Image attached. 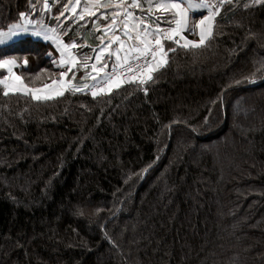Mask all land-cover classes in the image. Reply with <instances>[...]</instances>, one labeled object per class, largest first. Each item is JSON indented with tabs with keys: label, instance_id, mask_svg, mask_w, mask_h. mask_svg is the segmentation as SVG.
<instances>
[{
	"label": "trees",
	"instance_id": "16d2710c",
	"mask_svg": "<svg viewBox=\"0 0 264 264\" xmlns=\"http://www.w3.org/2000/svg\"><path fill=\"white\" fill-rule=\"evenodd\" d=\"M55 2L0 0V31L91 29ZM163 45L153 79L95 98L0 86V264H264V4L231 0L200 47ZM4 56L32 88L60 72L30 37Z\"/></svg>",
	"mask_w": 264,
	"mask_h": 264
},
{
	"label": "snow or ice",
	"instance_id": "6c2138e0",
	"mask_svg": "<svg viewBox=\"0 0 264 264\" xmlns=\"http://www.w3.org/2000/svg\"><path fill=\"white\" fill-rule=\"evenodd\" d=\"M76 3L79 4L80 0H76ZM97 6H101L99 4V0H94ZM225 3H231V0H218V3L213 4L210 0H158V2L154 5L157 10L161 12L171 11L175 18V27L162 28L161 20L162 17H157L156 29L157 31L153 33H149L147 28L143 29V32L147 35H151L154 37L152 41H148L147 39H142L141 43L144 44L143 49L136 48L135 51L139 53L135 59L139 61L142 56H144V68L147 71V80L153 79L151 73L156 71L159 67L164 64H167V53L175 51L174 48H164L163 40L168 39L173 41L179 46H182L186 49L188 48H198L205 43L206 37L212 35V30L214 27L215 17L220 12L221 7ZM253 3L256 4H264V0H253ZM132 7H140L141 5L138 3V0H132ZM44 7L47 9L49 7L48 0H44ZM149 10L153 8L152 0H148ZM206 10L207 14H204ZM75 11V8L72 9ZM85 11H88L86 8ZM197 13L199 16L197 18ZM91 14V12H89ZM25 14L20 13V16L23 17ZM63 15V12L60 13ZM127 16H132L131 12L127 13ZM80 19H83V15H80ZM193 21L192 29H188L189 20ZM115 14H113L112 23L115 24ZM144 21L141 20V23ZM59 27V25H58ZM127 27V24H125ZM199 29V39L191 40L188 39L187 36H184L182 33L185 30L194 31V29ZM29 29L22 25L9 26L8 32L0 31V45L4 44L6 39H10L12 36L19 35L21 33L28 32ZM52 31H55L54 29ZM33 35L42 36L45 40L49 39L48 34L39 30H33ZM66 35V33H64ZM179 36L180 39H176ZM97 39H102V37H97ZM181 40L184 43L181 45ZM154 44L155 47L151 45ZM78 45L75 41L65 42L62 40L57 41V47L60 49L61 60L60 64L65 65L68 64V67L65 70L59 72V80L52 81V85H59L54 90L48 91L51 89L52 85L45 84L39 88L30 87L25 81L22 79L20 75H17L13 69L19 61L14 56H4L0 58V69H7L8 75H0V86L3 88V95L8 96L10 93L12 94H22L26 96H30L33 101L41 102V101H49L58 96H63L64 92L68 89L69 86L75 91H81L82 89H88L90 86L87 84L76 85L73 83L75 79V73L71 80L65 81V77L68 76V73L72 71L73 66L83 67L85 70L89 68L88 61L92 59V57L85 55L82 59V62L78 63L79 58L72 57L70 61L66 60L64 57V52L69 49L78 48ZM108 50L107 46L100 47V51L95 55V63L91 64V79L96 81L97 77H99L100 73L105 72V69L108 68V64H100L102 59V55L104 52ZM145 54L151 55L152 62H149L145 56ZM157 55H159V61L156 60ZM119 59V56L117 57ZM27 59L23 60V64L27 65ZM53 64H56V61L53 60ZM100 64L98 67L97 65ZM141 70V65L137 64L135 69L132 64H127L123 71L127 72H139ZM41 71H47L46 69H42ZM255 74H253L254 76ZM83 80L84 77H81ZM139 79L140 84L146 83V80L143 76H133L130 78V81H134ZM245 79H250L249 77H245ZM125 82L123 77H117L115 71L113 70V74H105L103 78L104 87H96V85L91 86L92 96L95 98L101 92L110 93L113 88H119ZM237 84L240 81H236ZM145 92L147 89L145 88ZM146 171V170H145Z\"/></svg>",
	"mask_w": 264,
	"mask_h": 264
},
{
	"label": "crops",
	"instance_id": "0c3cea01",
	"mask_svg": "<svg viewBox=\"0 0 264 264\" xmlns=\"http://www.w3.org/2000/svg\"><path fill=\"white\" fill-rule=\"evenodd\" d=\"M58 2L60 3V0H56L54 5L58 4ZM157 2L158 0H152L153 8L149 10L148 0H138V3L141 5L140 7H132V0H99V4L101 6H97L96 3H94V0H80L79 4L76 3V0H66L63 5L64 13L66 15L65 19L67 21H70L72 25H79L81 23L85 24L86 22H90L91 25L90 30L81 33L82 36L69 39V41H75L80 46L75 49L67 50V54L75 51L77 52V55L79 59H81V61L85 55L92 57V59L95 61V55L99 53L100 47L107 46L108 50L103 53L100 64L107 63L108 65H110L111 63L114 64L123 62L125 56L128 54L127 52L123 51L127 48L126 42L128 43L131 41L130 44L140 45L139 48L143 49L144 44L141 43V40L147 39L148 41H150V39H148L150 35L144 33L143 29L147 28L148 32L151 33V29L149 28L151 27V25L153 26L155 24L150 16L151 14H154V10H157L154 7ZM73 8H75V11H72ZM86 8L88 9V11H85ZM43 10L45 11L44 3ZM89 12H91V14H89ZM128 12H131L132 16H127ZM158 12V14L167 13L161 12L160 10H158ZM168 12L172 14L171 11ZM113 14H115V24L112 23ZM80 15H83L84 18L80 19ZM141 20H143L144 22L141 23ZM191 21L192 20L190 19L188 29H192L190 25ZM33 23L29 21L28 18H26L23 21V26L25 27V25H35ZM37 23L39 22L37 21ZM41 23L43 25L39 23L37 26L49 33V39L45 40L43 37L38 38L40 39L41 43L47 44L51 51L56 55V58L59 59L60 52L58 53L56 48H53L48 43H53V41H56L57 44L58 40H65H63V38L60 37L55 31H52L53 27L47 25L45 22ZM160 23H162L161 27L165 25L164 22ZM125 24H127V27H125ZM187 32L189 31L185 30L182 34L187 35ZM191 32L195 37L199 36L198 28L194 29V31ZM20 36V34L12 36V40L16 41L21 38ZM97 37H102V39H97ZM121 44H123L124 46H122ZM118 56L119 59L117 58ZM66 60L69 59L66 58ZM78 72L80 74L78 75L77 80H80L81 85H83L84 83L87 84L91 79L90 73L88 71H84V69ZM81 77H84V79L82 80Z\"/></svg>",
	"mask_w": 264,
	"mask_h": 264
},
{
	"label": "rangeland",
	"instance_id": "374dc122",
	"mask_svg": "<svg viewBox=\"0 0 264 264\" xmlns=\"http://www.w3.org/2000/svg\"><path fill=\"white\" fill-rule=\"evenodd\" d=\"M212 3H216V2H218L217 0H215V1H212V0H210ZM58 5V4H57ZM45 8V7H44ZM52 10V7L51 6H49L47 9L45 8V11H48V12H50ZM159 12H158V10H154V14H151V16H150V18H152L153 19V22H154V24L156 25V22H157V17H162V20H161V22H164L165 23V27L164 28H169V26L170 27H175L176 26V24H175V19H174V17H173V15L172 14H170V12H167V13H161V14H163V15H161V14H158ZM164 19V20H163ZM28 20L29 21H31L33 24H35V25H25V27H31V26H35V27H38V28H40L39 26H37L39 23L41 24V25H43L42 23H41V20L40 19H31V18H28ZM37 21L39 22V23H37ZM155 25H151V27L149 28V29H151V33H153V32H155V31H157V29H156V27H155ZM167 25V26H166ZM190 25H193V22L191 21L190 22ZM162 26V25H161ZM192 33V32H191ZM192 35V34H191ZM194 35V34H193ZM148 39H150V41H152L153 39H154V37L153 36H149L148 37ZM195 39H198V38H195ZM131 42V41H130ZM130 42H126V46H127V48L126 49H124L123 51L124 52H127V53H134V52H136L135 51V49L136 48H139L140 47V45H133V44H130ZM54 43V44H53ZM53 43H51L52 45H53V47L54 48H56V50L58 51V53L60 52V49H58V47H57V44H56V41H53ZM171 43V42H170ZM184 43V41L183 40H181V45ZM173 44V43H172ZM122 46H124L123 44H121ZM177 45V44H176ZM164 48H165V46H164ZM121 50H122V47H121ZM82 51V50H81ZM74 54V55H73ZM64 56H65V58H67V59H69L68 61H70L71 60V58L72 57H77V58H79L78 57V55H77V52H75V51H73L72 53H68L67 54V51L66 52H64ZM59 60H61L60 59V55H59V59H55V61H56V64H55V67H57L58 68V70L59 71H62V70H65V68H67L68 67V64L66 63L65 65H61L60 64V61ZM80 62H82L81 61V59H79L78 60V63H80ZM23 63V62H22ZM92 63H95V61L93 60V59H91L89 62H88V64H89V68L87 69V70H85L83 67H77V66H73L72 67V71L71 72H69L68 73V76L67 77H65L64 79H65V81H68V80H71L72 79V77H73V74L75 73V76H78L80 73L78 72V71H82L83 69H84V71H88L89 73H90V75H91V64ZM120 63H122V62H120ZM120 63H111L109 66H115V65H118V64H120ZM18 65L19 64H17L16 66H14V69H16L17 67H18ZM98 67L100 66V64H98L97 65ZM108 66V67H109ZM0 73H4L5 75H8V72H7V69H0ZM16 73V72H15ZM17 74V73H16ZM18 75V74H17ZM81 75H83V74H81ZM54 77V79H57V80H59L60 79V77H59V73H57V74H55V76H53ZM48 84V83H47ZM56 87H59V85H55V86H53V87H51V89H48V91H50V90H54ZM39 88V87H38ZM71 88V86H69L68 87V89L66 90V92L69 90Z\"/></svg>",
	"mask_w": 264,
	"mask_h": 264
},
{
	"label": "built area",
	"instance_id": "2783aa9c",
	"mask_svg": "<svg viewBox=\"0 0 264 264\" xmlns=\"http://www.w3.org/2000/svg\"><path fill=\"white\" fill-rule=\"evenodd\" d=\"M204 12L207 14L206 10H205ZM27 28L29 29V31H28V32H25V33H21L20 35H23V36H25V35H30V36H35V37H42V36H36V35H33V34H32V31H33V30H39V31L45 32V33H47V34L49 35V33H48L47 31H45L44 29H42V28H37V27H35V26H31V27H27ZM5 33H7V32H5ZM196 38L199 39V36L196 37ZM176 39H180V37L177 36ZM198 39H197V40H198ZM11 41H12V37H11L10 39H6L5 43L2 44V45H0V46L6 45V44L10 43ZM162 42H163V44H164V43H167V42L174 43L173 41L168 40V39H164ZM174 44H176V43H174ZM151 46H152V47H155L154 44H152ZM138 54H139V53H137V52H134V53H128V54L125 56V59H124V61H123L122 63H120V64H118V65H115V66H109L108 68H106V69H105V72L100 73V75H99V77H97V80H96V81H94V80L91 79V80L87 83V85H89L90 87H89L88 89H84V92H86L87 94H89V95L92 96L91 92H92V90H94V89H92L91 86L96 85V87H104L103 78L105 77V74H109V75H111V74H113V70L115 71V74H116L117 77H121V76H122L123 79L125 80V82H124L121 86H123L124 84H129V83H134V82H136V81H139V79L134 80V81H130V78L133 76V74H135V75L138 76V77H139V76H143V78H144V77L147 75V71H146V69L144 68V58H145V57L142 56L141 59H140L139 61H137V60L135 59V57H136ZM145 56H146V58H147V60H148L149 62H152V57H151V55L145 54ZM156 60L159 61V55H157ZM129 63L133 65V68H134V69H135V67H136L137 64L141 65V70H140L139 72H134V73L127 72V71H123V69L125 68V66H126L127 64H129ZM115 89H116V88H113V90H115ZM104 93H108V92H101V93H99V94H104Z\"/></svg>",
	"mask_w": 264,
	"mask_h": 264
},
{
	"label": "water",
	"instance_id": "95a60500",
	"mask_svg": "<svg viewBox=\"0 0 264 264\" xmlns=\"http://www.w3.org/2000/svg\"><path fill=\"white\" fill-rule=\"evenodd\" d=\"M116 38H118V37H116ZM145 80H146V81H149V80H147V76L145 77ZM138 83H140V82H138Z\"/></svg>",
	"mask_w": 264,
	"mask_h": 264
}]
</instances>
